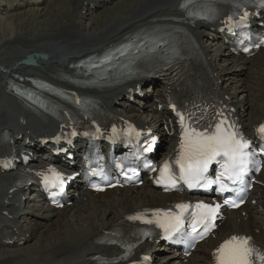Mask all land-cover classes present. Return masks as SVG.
Instances as JSON below:
<instances>
[{"label": "bare ground", "instance_id": "bare-ground-1", "mask_svg": "<svg viewBox=\"0 0 264 264\" xmlns=\"http://www.w3.org/2000/svg\"><path fill=\"white\" fill-rule=\"evenodd\" d=\"M114 1L98 0L97 2H92V0H69L68 4L64 0H52L51 2L55 7H59V9L57 8L58 11L63 9H60V5L62 4L63 6L64 4V10L60 13V17L55 24L45 22V30L41 28L39 32H31L32 34L28 33V35L15 34L14 36H9V34H6L3 39L1 37V130L10 124L11 126L14 125L18 131L39 135L41 133L54 132L57 127L55 121L49 115L38 111L23 99L15 96L10 89H7V86L9 87L10 84L30 86L32 78L44 80L56 87L80 91L88 95L96 105L103 109L111 103L118 104L117 101L124 94V90L131 85L137 84L140 78L127 81L111 89L102 88L96 90V92H93L94 90L87 91L83 90V88L73 87L63 78L65 75H73L75 73V69L70 67L71 63H75L93 54H100L112 44L122 40L126 35L142 29L179 27L191 34L200 44L207 37H214L213 39L218 37L216 34L217 22L194 23L189 20H179L185 16L180 10V4L184 0H133L132 6L125 5L120 10L121 13L109 22L105 24H97L95 22L94 25L90 26V30H88L89 27L85 28L84 17L82 15L84 11L92 13L93 6H96V11H98L99 8H105L109 4H114ZM14 3L15 1L12 2V4ZM8 24H4L1 27H4L3 31L7 32L9 29L14 28L9 27L10 24ZM18 44L21 45L19 48L16 47ZM13 50H16V52L14 53ZM202 50L207 57L211 56L210 48L202 47ZM33 53H43L47 55V59L39 60L40 66L36 68L20 65L14 69L17 62ZM263 53L260 55L263 56ZM225 54L228 55L227 52ZM234 66L239 68V73L241 74L247 75L253 73L255 67H257L261 74V72H264V58L262 60L253 59L251 62L240 59L235 62ZM228 71L229 69L224 68L216 70L218 76L223 81L228 79L226 78ZM232 77L236 78L238 76L233 75ZM225 89L231 95L237 107L242 111L243 122L251 129L254 122L264 114V104H259L260 98L258 96L259 94L264 96V79L259 81V94L256 95L254 101L250 95L241 99L238 95L240 91L236 90L231 84L225 86ZM12 104L14 106V114L10 112ZM253 106L258 107L256 115L253 113L254 111L252 112V115H255V117L253 115L255 119L245 118V112L253 109ZM132 110L130 112L125 111V116L127 117V114H131ZM150 113L155 116L153 117L155 120L162 116L153 111ZM21 117H23L22 122H20ZM12 178L11 175H0L1 221L4 219V214L7 210L13 211L11 206L5 207V202L12 203L15 202L16 198L18 200L21 198V195L13 190ZM108 193L103 196L108 195ZM117 194L118 192H114L113 195L109 194L105 198H102L99 204H96L95 200L89 202L88 204H91L93 209L85 212L87 213L85 215H83L84 213L76 212L78 209L83 208L80 202H78L74 211L72 210V214L78 216L75 217L77 221L76 223H72L71 228H73L69 231L66 230L70 227L65 226L69 225V222L65 221V216L62 215L57 218V214L55 215V213L50 212L45 207H32V205H29L28 209H34L36 213L28 211L24 224L21 220L16 221L15 214L11 213L13 218L11 219L10 216L6 218L10 223L21 227L23 235L30 234V238L33 239L35 232L37 230L40 231L35 236V239L39 240V244L33 253L27 255L16 251H9V254H6L2 251L0 264H97V260L93 258L98 254L113 256L121 253L120 248L100 244L103 240L100 237L104 236L105 231L117 224L129 207L137 209L150 206L147 204L149 201L158 202L156 205H160L169 200H166V195L160 194L158 196L154 192L150 193L145 190L139 192V194L144 195L142 198L133 197L129 193L126 196H118ZM173 197H177V199H174L175 201L188 199L184 196ZM248 210V208L243 210L248 214L245 217H242L240 212L234 213L235 216L233 217L236 220L234 223L236 231L234 233L251 234L255 229H259L261 216L251 218L249 215L252 211ZM15 211L21 213L20 210ZM49 223H51L50 226L46 225ZM60 225L64 227L65 232L57 230ZM46 226L49 228L44 230ZM258 238L260 240L264 239V233L258 236ZM205 244L202 245L201 251L203 254L208 253L210 255L212 248H210V244ZM193 259L197 264H209V260L205 259L204 256L198 257L196 255L193 256Z\"/></svg>", "mask_w": 264, "mask_h": 264}, {"label": "snow or ice", "instance_id": "snow-or-ice-1", "mask_svg": "<svg viewBox=\"0 0 264 264\" xmlns=\"http://www.w3.org/2000/svg\"><path fill=\"white\" fill-rule=\"evenodd\" d=\"M183 123L184 117L181 116ZM232 125L227 124L226 119H222L215 126V131L208 133L207 131H198L195 127L185 126L180 152L175 159V165L178 167V175L172 172L169 163H165L160 170V178L157 183H165L166 186H175L177 179L184 181L189 188L194 186L207 187L213 183L220 185V190L227 189V184L223 182L224 177L235 182L246 171L250 162L251 153L245 151L249 148V143L237 132L230 130ZM259 131L264 133V126ZM139 134V133H138ZM151 146L145 150H150ZM218 157L223 158L221 167L223 171L215 180L207 179L205 173L208 171L209 165ZM52 172L53 177H44L45 183H51L55 186L57 183L63 184V176L60 173ZM228 201H226L227 203ZM178 208L184 209L186 205H177ZM197 209H207L209 217L204 218L205 230L208 227L210 218L215 217L216 208L209 205L197 204ZM168 219L167 224H161V227H172L173 230L179 227L181 223L179 215L165 213ZM139 217H132L138 219ZM151 223V221H147ZM260 261H264V255L256 254ZM253 249L248 247V239L240 237H232L226 241L217 250L218 264H252Z\"/></svg>", "mask_w": 264, "mask_h": 264}, {"label": "rangeland", "instance_id": "rangeland-1", "mask_svg": "<svg viewBox=\"0 0 264 264\" xmlns=\"http://www.w3.org/2000/svg\"><path fill=\"white\" fill-rule=\"evenodd\" d=\"M52 0H50L48 3L44 4L40 9H34V10H22V12H17L15 14H13L11 17H6L4 18V15H0V41L5 37V35L9 34V36L11 35H28V33H35V32H39L41 30V28L43 30L46 29V23H50V24H55L57 22V20L60 17V13H62V11L64 10V4L62 6V4L60 5V9L63 8L62 10H59V7H55V5L51 2ZM67 1V3L69 4V0H64V2ZM133 4V0H115L114 4H112L111 6H108L107 8L100 10L99 12H97L96 14L92 15V16H88L89 14L84 13L83 14V21H84V26L85 28H88V30H90V26L94 25L95 22L97 24L99 23H107L109 22L111 19L115 18L116 16H118L122 10V8L125 5H129L132 6ZM57 6V5H56ZM62 6V7H61ZM37 10V11H35ZM32 11V12H31ZM87 12V11H86ZM34 14V15H32ZM44 14V15H43ZM4 18V19H1ZM10 24L9 27H14L11 28V30L9 31H3L4 27L1 28L4 24ZM13 25H12V24ZM8 24V25H9ZM49 28V27H48ZM13 30V31H12ZM2 32V33H1ZM31 33V34H32ZM4 34V35H3ZM2 37V39H1ZM18 40V39H17ZM21 42V41H20ZM19 46L21 45H17L16 47L19 48ZM214 50L211 51V57L213 59V61H215V65L221 66V69H223L222 67H226L227 69H229V71L227 72V74L229 73L230 75V81L232 82V86L240 91L238 93L239 97L241 99L245 98L246 96L250 95L251 98L254 101V98H256V95L259 94L258 92V87H259V81L261 79H264V72H261V74L259 73L257 67L254 68V72L250 73V74H241L239 73V68L234 66V59H227L226 58V54H222L218 52V48H213ZM13 52L15 53L16 50H13ZM219 58H221V60H219ZM264 58V53L263 56H259L257 59L262 60ZM234 61V62H233ZM252 61V60H250ZM231 62H233L231 65H229ZM238 76L236 78H233L232 76ZM238 78V79H237ZM239 80V81H238ZM240 82V83H239ZM260 100H259V104H264V96L262 95H258ZM262 97V98H261ZM254 111V112H253ZM258 111V107L257 106H253V109H250L249 112V116L247 118H254L256 113ZM252 112L255 114L254 117L252 115ZM248 115V113L246 114V116ZM257 118V117H256ZM255 119V118H254ZM96 203V202H95ZM32 212H35L34 210H32ZM74 215V214H72ZM75 218V217H74ZM74 218H69V220H66V222H69V225H65L67 227H70L68 229H66L67 231L71 230V225L72 223H76L77 218H75V220H73ZM42 220V219H39ZM58 231H66L64 229V227H58L57 229ZM40 233L39 230H37L35 232L34 238L35 236H37ZM39 244V240H34L29 244H26L25 246L21 247V248H17V249H7V251H3L6 254H9V251H16L19 252L20 254L23 255H27L30 253L34 252V249L37 248V245ZM2 251H0V255H1Z\"/></svg>", "mask_w": 264, "mask_h": 264}, {"label": "water", "instance_id": "water-1", "mask_svg": "<svg viewBox=\"0 0 264 264\" xmlns=\"http://www.w3.org/2000/svg\"><path fill=\"white\" fill-rule=\"evenodd\" d=\"M34 57L37 58V57H39V56H38V55H35ZM42 57H44V56H42Z\"/></svg>", "mask_w": 264, "mask_h": 264}]
</instances>
